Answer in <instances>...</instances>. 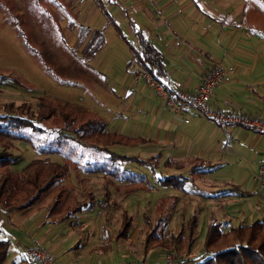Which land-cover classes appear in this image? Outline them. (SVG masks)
<instances>
[{
    "label": "crops",
    "instance_id": "1",
    "mask_svg": "<svg viewBox=\"0 0 264 264\" xmlns=\"http://www.w3.org/2000/svg\"><path fill=\"white\" fill-rule=\"evenodd\" d=\"M47 7L49 16L61 26L66 23L63 28L71 31L70 48L75 46L80 28H89L77 50L79 56L94 31L102 30L105 35L106 42L95 58L88 65L81 62L92 73L88 85L97 105L74 103L102 118L110 131L114 129L111 132L146 145L148 152L157 151L149 157L185 164L183 169L193 167L195 177L222 172L223 179L215 177L210 185L214 189L207 191L211 196L205 206L213 213L221 209L219 218L229 227L264 218L248 216L254 211L244 202L252 199L257 213L264 209V187L253 179L258 165L264 163V134L238 125L218 126L196 110L181 114L189 123L179 122L164 110L155 91L132 74L140 65L134 50L138 47L136 32L141 31L162 54L170 89L194 91L220 60L235 72L216 88L212 104L223 110L264 115V0H50ZM229 140L237 148L235 154ZM4 146L0 142V151ZM12 150H18L15 144ZM15 154L11 165L30 161ZM244 160L247 164L241 166ZM75 173L77 181L90 180L82 171ZM112 176L104 175V179ZM233 187L248 195H215ZM39 201L23 210L0 208L2 237L11 241L6 264H36L23 252L33 246L47 248L62 264H129L142 255L116 239L120 223L110 220L112 210L108 208L98 214L95 201L88 205H84L86 200L76 202L66 210L59 207V199L50 206L46 200Z\"/></svg>",
    "mask_w": 264,
    "mask_h": 264
},
{
    "label": "rangeland",
    "instance_id": "2",
    "mask_svg": "<svg viewBox=\"0 0 264 264\" xmlns=\"http://www.w3.org/2000/svg\"><path fill=\"white\" fill-rule=\"evenodd\" d=\"M47 2L49 3L50 0H0V116L7 114L4 106L10 102L18 105L30 101V106L35 111L38 95H44L45 101L60 108L63 104H73L78 109L84 108L74 102L83 105L95 102L97 105L88 85L91 82L92 73L83 69L78 51L73 52L65 47L64 41L67 44L71 43V31L63 28L66 23H62L63 26H61L60 22L49 16ZM61 30L66 40L63 39ZM185 45L186 48H190L189 43ZM178 90L188 91L179 88ZM80 98L82 101L79 100ZM1 124L7 123L3 121ZM35 125L42 132L25 128L18 131L23 135L29 134L31 138L29 141L1 135L3 128L0 126V142L7 147L15 144L18 150L16 152L12 150L13 154L17 153L15 155L22 156L26 161L45 159L48 156L47 158L52 161H65L69 164L72 170L70 177L63 181L65 183L53 185L49 191L42 193L40 200H46L45 203L50 206L59 199V207L66 210L74 207L76 202L80 203L92 196L95 201L93 207L100 209L97 213L103 215L105 208H108L112 210L109 215L110 220L120 224V215L124 207L127 208L134 217L128 245L132 246L133 252L142 254L136 257L134 262L157 263L162 261L169 251H174L177 256L175 264H189L197 259L210 216L209 210L211 211L205 206L206 202L209 203L210 193L207 191L214 189L210 185L215 183L213 181L215 177L219 180L223 179L222 172L212 171L214 174L195 177L191 175L193 167L187 169L169 167L164 165L163 160L152 166L144 164L141 160L157 151L151 149L152 151L148 152L145 149L146 145L140 143L120 144L109 147L108 150L103 147L97 150L69 140L68 137L58 139L56 130L64 126L63 118L59 113ZM74 125H78V122L76 121ZM9 128L14 129L13 126ZM129 135L138 134L130 133ZM229 145L231 153L235 154L237 148L233 147L231 141ZM126 156H136L139 160L124 158ZM246 164L247 160H244L240 165ZM25 165L26 163L16 162L9 168L14 174H18ZM88 168L100 170L86 172ZM107 168L120 173L125 172L124 174L127 175L123 176H128L133 181L131 184L130 179H121L123 176L120 174L118 177L113 175L111 177L113 183L109 186L111 198L107 200L108 202L104 199L103 187L104 175L110 176ZM76 171L85 173L82 176L89 175L90 180L83 183L80 180L77 181ZM132 174H140L146 178L142 180L140 179L142 177H134ZM176 174H181L182 178L173 179V185L163 184L164 177ZM127 182H130L129 186ZM222 186L223 184H220L218 187ZM132 187L137 191L128 195V190ZM181 188L185 190H179ZM88 192L91 193L88 194ZM244 202L249 210L254 211L248 216H264L262 207L259 213L256 212L257 204L252 199ZM215 210L217 212L215 214L222 217L221 209ZM193 211H197L199 215V226L192 235H189L184 226ZM248 216L245 223L249 221ZM172 234L177 236L176 241L170 247L163 246V242L170 245ZM191 256L196 258L187 259Z\"/></svg>",
    "mask_w": 264,
    "mask_h": 264
},
{
    "label": "trees",
    "instance_id": "3",
    "mask_svg": "<svg viewBox=\"0 0 264 264\" xmlns=\"http://www.w3.org/2000/svg\"><path fill=\"white\" fill-rule=\"evenodd\" d=\"M88 32L89 28L82 26L75 47L70 48L64 41L65 47L73 52H77L87 37ZM136 33L138 37V47L134 50V54L137 62L156 74L164 83L169 94L174 95L175 91L170 89L171 87L167 81V73L164 67L162 54L150 43L143 32L137 31ZM105 42L106 39L103 31H94L80 51L79 60L88 65V63L101 51ZM43 97L45 96H39L35 111L31 108L32 106H30L31 102L28 101L18 105L14 102L5 104L4 109L7 114L0 116V120H2L1 123L5 121L7 124L2 125L0 123L1 128H3L1 130V135L7 136V138L17 137L29 141L31 140L29 134L23 135L18 132L19 129H35L42 132L35 124H41L52 118L56 113H59L63 118L64 126L56 130L59 136L58 139L68 137L69 140L94 147L97 150H101L102 147L108 150L109 147L120 144L135 145L140 143L133 142V140L128 137L111 132L108 128V124L96 114L85 109H78L73 104H63L61 108L55 107L51 102L45 101ZM76 121L78 125H74ZM9 126H13L14 129L10 130L11 128H9ZM102 139L104 142H100ZM11 148H13V144H10L9 147L4 146L0 151L1 209L6 211L23 210L34 205L41 199L42 193L49 191L53 185L62 183L70 174V166L67 162L52 161L50 158L33 159L29 161L18 174H14L9 168L14 161ZM45 150L55 152L50 149ZM57 152L60 151L57 150ZM124 158L139 160L136 156H126ZM141 162L152 166L160 161L156 156H151L142 159ZM164 165L177 167L179 169L185 167V164L173 162L170 159H167ZM97 170L99 171L100 169H95V171ZM107 170L116 177H118V174L122 176L127 175L124 174L125 172L120 173V171L110 170L108 168ZM132 175L134 177H142L140 178L142 180L146 178L140 174ZM123 177L121 179H130L128 176ZM176 178H182V175L176 174L175 176L164 177L163 184L173 185V179ZM130 180L132 181V179ZM112 183L113 180L110 178L104 180V199L106 201L111 198L109 186ZM129 183L130 182H127L126 184L129 186ZM131 184H133V181ZM135 189L134 187L129 188V193L127 194L129 195L133 191H137ZM88 194H90V192H88ZM235 194L246 196L248 192L242 191L238 187H233L230 189L218 190L217 193H215V195L222 196L223 198L224 196ZM88 198L89 199L85 201L84 205L93 203V197L89 196ZM198 216L196 211L193 212L184 226L189 235H192L199 226ZM120 217L121 224L117 230L116 239L130 243V231L134 225V217L125 208ZM176 237L177 236L172 234L170 245H168L167 242H163L162 245L166 247L172 246L177 239ZM10 246L11 241L2 237L0 229V264H6L9 257ZM193 264H264V218L250 220L248 224L242 223L237 226L229 227L227 221L221 220L218 214L210 212L202 247L197 259L193 261Z\"/></svg>",
    "mask_w": 264,
    "mask_h": 264
},
{
    "label": "built area",
    "instance_id": "4",
    "mask_svg": "<svg viewBox=\"0 0 264 264\" xmlns=\"http://www.w3.org/2000/svg\"><path fill=\"white\" fill-rule=\"evenodd\" d=\"M234 72L233 67H228L219 60L205 73L194 91L177 90L174 95H170L162 80L149 69L141 65L132 69L135 80H142L152 88L161 98L164 110L171 112L173 118L179 122L189 123V118L182 117L181 114L196 110L218 126L238 125L264 134V115L239 110H223L212 104V96L216 88L228 75L234 74ZM254 179L264 187V163L258 165ZM23 252L36 264H62L57 262L52 253L42 246H33L23 250ZM176 260L175 252L169 251L164 255L162 261L157 263L140 261L129 264H175Z\"/></svg>",
    "mask_w": 264,
    "mask_h": 264
}]
</instances>
